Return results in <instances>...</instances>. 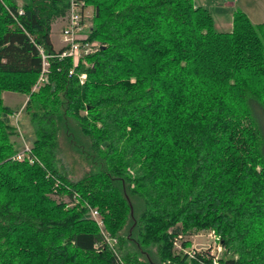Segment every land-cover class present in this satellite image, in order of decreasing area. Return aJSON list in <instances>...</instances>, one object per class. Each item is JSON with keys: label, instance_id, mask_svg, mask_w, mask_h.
I'll return each instance as SVG.
<instances>
[{"label": "trees", "instance_id": "trees-1", "mask_svg": "<svg viewBox=\"0 0 264 264\" xmlns=\"http://www.w3.org/2000/svg\"><path fill=\"white\" fill-rule=\"evenodd\" d=\"M86 3L96 49L76 61L51 39L70 0H0V264H211L174 246L204 230L220 264H264V23L236 9L218 31L194 0ZM40 48L54 56L33 90ZM4 91L28 96L22 160Z\"/></svg>", "mask_w": 264, "mask_h": 264}, {"label": "rangeland", "instance_id": "rangeland-1", "mask_svg": "<svg viewBox=\"0 0 264 264\" xmlns=\"http://www.w3.org/2000/svg\"><path fill=\"white\" fill-rule=\"evenodd\" d=\"M17 1L19 4L22 3V0H17ZM194 1L196 3L199 2V0H194ZM203 1L207 5H210V7H212L211 10L209 11H211V14L214 19V23L215 21L218 23L224 20V18L230 17L229 16L231 12L230 9L228 11H225V9L221 8V4L218 5L220 0H203ZM211 2L215 4L216 6H211ZM238 4L240 5L242 11H244V9L247 10L248 13H246L245 11L244 12L249 17V19L251 17L252 18H258V17L264 18V0H240ZM92 10H93L92 7L90 6L86 7L87 15L84 19V26L81 31L80 37H82V34L86 33V30L91 25ZM227 12H228V17H226ZM65 24H66V16L55 19L51 25V38L56 48H60L61 46L64 45L62 31H63ZM95 49L96 47H94V50ZM84 78H86V74ZM34 87H33V90H34ZM3 98H4L5 104L9 105L16 111L12 115V120H13L14 125L17 127L19 134L15 136L14 139H16L19 144H21V147H25V145L32 146V141L34 139L33 126L24 110V106H25L26 101L28 100V96L26 94L19 93V92L4 91ZM65 165H66L65 170L67 171L69 177L72 180L81 178L84 175V173L90 170L89 165L82 159V157L78 156L77 154H73L72 152L71 153L67 152L66 157H65ZM211 231L212 230H204V231H200L198 234H195V235L184 236L182 239H179L177 243L174 245L176 252L177 253H189L194 249H201L202 247H205L208 244L209 240H211V237L208 236V234ZM186 240H190V245L188 246L183 245L184 244L183 241H186ZM116 253L119 254L117 249H116Z\"/></svg>", "mask_w": 264, "mask_h": 264}, {"label": "built area", "instance_id": "built-area-1", "mask_svg": "<svg viewBox=\"0 0 264 264\" xmlns=\"http://www.w3.org/2000/svg\"><path fill=\"white\" fill-rule=\"evenodd\" d=\"M86 0H70V6L66 15V24L63 28L62 35L64 39V49L61 53L57 54L58 57H72L74 60L79 61L80 58L85 54L94 51V45L89 42L81 41L80 34L84 26V19L86 17ZM22 12V9L19 10ZM40 52L43 57V66L42 72L39 77V81L34 87L38 89V87L45 81L47 77V73L49 72L50 61L49 58L54 56L52 54H47L42 48H40ZM73 73V70L70 71ZM85 74L80 76L81 80H83ZM30 151V146L25 145L23 149L15 155V158L18 160H22ZM32 162L33 159L29 157ZM92 216L95 221L98 223L100 227L103 226V219L101 218L99 212L96 209H92ZM211 240H209L208 244L201 249H194L189 252V255L193 256L196 252L209 249V258L211 260V264H220V256L223 251V245L221 243L220 237L216 234L214 230H212L209 234ZM107 240L111 243L112 241H116L114 238H107ZM178 241V240H177ZM175 242V244L177 243ZM118 255V253H116Z\"/></svg>", "mask_w": 264, "mask_h": 264}, {"label": "crops", "instance_id": "crops-1", "mask_svg": "<svg viewBox=\"0 0 264 264\" xmlns=\"http://www.w3.org/2000/svg\"><path fill=\"white\" fill-rule=\"evenodd\" d=\"M240 0H220L219 4H221V8L225 9V11H228L230 9V14H229V18H224V20L220 21V22H216L215 21V28L218 30V31H230L232 30V27H233V13L236 9H241L240 5L238 4ZM213 2V1H212ZM211 2V6H216L215 4H213ZM198 4L206 7L208 10H211L212 7H210V5H207L203 0H199ZM232 7V8H230ZM244 11L246 13L247 10L244 9ZM211 12V11H210ZM228 17V12H227V16ZM250 20L254 23V24H261V23H264V18H250ZM52 39V38H51ZM53 42V40H52ZM54 47L56 50H59L61 49L63 46H61L60 48H56L55 44L53 43Z\"/></svg>", "mask_w": 264, "mask_h": 264}]
</instances>
